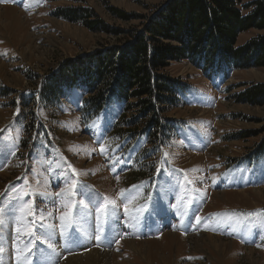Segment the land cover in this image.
<instances>
[{
	"label": "rangeland",
	"instance_id": "obj_1",
	"mask_svg": "<svg viewBox=\"0 0 264 264\" xmlns=\"http://www.w3.org/2000/svg\"><path fill=\"white\" fill-rule=\"evenodd\" d=\"M176 1L0 0L2 264H63L86 247L109 264H264V156H256L264 105L237 101L264 84V68L208 79L190 61L173 62L164 73L186 89L183 105L162 117L173 130L162 144L112 136L120 107L85 126L78 89L28 103L49 78L130 44ZM65 9L91 10L117 32L58 17ZM259 34L242 33L236 46ZM87 221L92 240L77 242ZM110 225L120 228L106 238ZM41 228L54 232L52 243Z\"/></svg>",
	"mask_w": 264,
	"mask_h": 264
},
{
	"label": "trees",
	"instance_id": "obj_2",
	"mask_svg": "<svg viewBox=\"0 0 264 264\" xmlns=\"http://www.w3.org/2000/svg\"><path fill=\"white\" fill-rule=\"evenodd\" d=\"M242 5L244 0H177L144 32H133L130 44L49 78L28 103L33 105L37 95L44 102L46 97L60 98V89H78L85 93L79 110L85 126L120 107L112 136L146 135L151 143H165L173 130L162 117L183 105L186 89L164 73L173 62L190 61L208 79L242 66L264 68V0ZM240 6L248 14L243 15ZM110 11L119 19H130L118 9ZM58 17L71 23L81 21L91 31L117 32L88 9L60 10ZM250 30L260 34L237 47L239 36ZM237 101L264 105V84L251 87ZM132 110L136 115L127 116ZM260 155L264 156V140L256 150V156Z\"/></svg>",
	"mask_w": 264,
	"mask_h": 264
},
{
	"label": "bare ground",
	"instance_id": "obj_3",
	"mask_svg": "<svg viewBox=\"0 0 264 264\" xmlns=\"http://www.w3.org/2000/svg\"><path fill=\"white\" fill-rule=\"evenodd\" d=\"M4 217H9L8 215H4ZM11 220V217H9ZM9 218H6V221L3 222V229H5V225L9 226L10 225V221ZM116 219V218H115ZM5 220V219H4ZM110 223L112 225H116L118 220H114V219H110ZM120 223V222H119ZM11 226V225H10ZM111 226V225H110ZM112 227V226H111ZM81 232L76 236L77 239H79L77 242H84V243H89V240H92V234L94 233V228L88 223H85L84 225H82L80 227ZM120 227L115 226L109 229V232L106 234V238L110 237L112 231H117L119 230ZM11 229V228H10ZM123 229V228H122ZM121 229V230H122ZM9 230V229H6ZM40 236L41 238H45L46 241H48L49 243L53 242V238L55 237V234L52 230H49L48 228L44 231V233H42V228L40 229ZM45 233H51L52 234V239L48 240L47 236L45 235ZM75 236V235H74ZM42 240V239H41ZM44 241V240H42ZM48 244V243H47ZM133 244V243H132ZM217 244V243H216ZM90 245V244H89ZM89 247H86L85 253L83 254H77L76 256L70 257L66 262H64L63 264H109L108 262V255L107 254H103L101 251H96V248H93L89 251H87ZM144 248V247H143ZM219 248V247H217ZM52 249V248H50ZM85 249V248H84ZM134 249V248H133ZM138 251V250H137ZM46 252V251H45ZM56 254V252L54 251V255ZM62 255V254H61ZM65 255V254H64ZM63 256V255H62ZM52 257V256H51ZM54 257V256H53ZM110 259V258H109ZM53 260V259H52Z\"/></svg>",
	"mask_w": 264,
	"mask_h": 264
},
{
	"label": "snow or ice",
	"instance_id": "obj_4",
	"mask_svg": "<svg viewBox=\"0 0 264 264\" xmlns=\"http://www.w3.org/2000/svg\"><path fill=\"white\" fill-rule=\"evenodd\" d=\"M73 171H75V170L73 169ZM26 195H27V193H26ZM111 203H112L113 206H116V202H115L114 200L111 201ZM125 210L127 211V208H126ZM67 215L70 216L71 213H68ZM248 215H252V214L249 213ZM261 215H264V211H262ZM64 218H65V217H61V219H64ZM197 223H199V221H197ZM17 231H19V229H17ZM28 235H30V236L33 235V233H32L31 230L29 231ZM45 235L47 236L48 240H51V239H52V234H51V233H45ZM38 238H39V237H37V239H38ZM45 242H47V241H45ZM48 247L52 248L53 246H52L51 244H48ZM2 251H3V249L0 248V252H2ZM27 251H28V252H31V249L29 248ZM17 255H18V257H19V255H20L19 250H18V252H17ZM0 264H2V261H0Z\"/></svg>",
	"mask_w": 264,
	"mask_h": 264
}]
</instances>
